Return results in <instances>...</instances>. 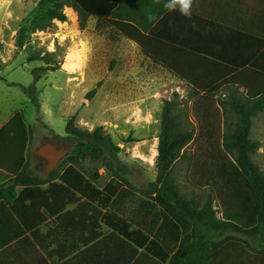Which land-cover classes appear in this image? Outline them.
<instances>
[{
  "label": "crops",
  "instance_id": "obj_1",
  "mask_svg": "<svg viewBox=\"0 0 264 264\" xmlns=\"http://www.w3.org/2000/svg\"><path fill=\"white\" fill-rule=\"evenodd\" d=\"M170 2L127 0L124 5L128 16L126 21L113 18L99 20L89 16L85 28L93 30L92 36L101 46L107 40L111 47L118 50L113 41L118 39L131 46L133 56L138 57L140 62L131 57V62L124 63L122 68L140 71L142 79L152 85L183 86L189 92L192 86H220L222 96H225V89L235 84L233 79L236 76L245 77L253 73L255 84L264 88V0H192L190 16L182 14L178 3L176 7L162 11V7ZM67 8L73 10L72 7ZM156 14L159 16L154 19ZM121 22H126L124 28L132 39L122 34ZM54 23L58 24L59 21ZM133 36L140 39L146 53L133 40ZM70 64H74L73 60ZM177 70L186 78L177 75L174 72ZM107 81L112 84L127 83L128 78L110 74L104 82L99 81L101 87H105ZM2 82L8 87L27 86L16 81ZM26 97V103H31ZM38 103L42 110L43 102L38 100ZM64 105L68 108L69 101ZM79 105L85 106L84 102ZM132 108V105L126 104L124 113ZM2 110L0 106V129L17 112L22 114L25 127L31 128L22 108L14 106L7 115ZM115 111H122V108L116 107ZM51 116L52 112L44 114L50 126ZM252 127L253 139L259 142L256 153L264 154V111L253 117ZM16 129L22 137V129ZM52 133L64 136L53 130ZM12 134L9 130L0 135V264H168V260L157 259L144 246L152 239L158 252L163 254L165 245H175V252L182 242L181 235L177 239L174 236L177 232L175 219L166 217L167 226L161 228L163 219L156 223L150 195L131 190L126 185L129 183L135 188L144 189L156 179V175L148 180L128 174L117 175L111 170L112 166L106 164L103 166L109 175L91 169L93 174H84L83 178L68 176L71 184L66 185L61 183L60 175L48 176L47 161L38 159L34 153L36 150L30 154L32 130L27 135L25 162L32 175L44 183L36 186L16 184V174L1 167V164L12 167L18 164L19 148L10 142ZM43 160L46 165L39 172V162ZM86 161H80L78 166L86 169ZM179 162L184 161L177 164ZM68 165L65 164L60 173ZM119 184L128 190L112 193L111 189ZM106 187L108 191L104 189ZM187 187L188 190H182L179 194L193 208V185ZM18 195L21 196L16 199ZM25 196L27 198H23ZM175 215L189 223L188 232L192 234L193 214L188 217L185 213L177 212ZM139 228L144 234L145 229L153 230L147 241H143L144 236L140 237L143 241L140 248L125 235ZM228 236L235 238L223 241L214 260L207 264H251L252 252L246 249L242 240L247 239L246 236L226 230L216 240ZM247 240L256 247L257 238L252 240L254 243L250 238ZM183 244L193 247V236L184 238Z\"/></svg>",
  "mask_w": 264,
  "mask_h": 264
},
{
  "label": "trees",
  "instance_id": "obj_2",
  "mask_svg": "<svg viewBox=\"0 0 264 264\" xmlns=\"http://www.w3.org/2000/svg\"><path fill=\"white\" fill-rule=\"evenodd\" d=\"M126 1L40 0L23 20V25L16 36V46L24 47L30 33L53 28L55 20L66 21L67 16L63 11L65 6L72 7L76 11L80 29L85 28L89 16L99 20L113 18L126 21L128 17L124 11ZM166 5L162 7V11L167 8ZM159 14H156L154 19ZM121 23H123L122 34L128 38L132 37L124 28L126 22ZM133 40L146 53L140 39L133 36ZM31 58V60L40 59V54L33 53ZM56 69L57 66L46 64L32 68L30 71L34 81H37L42 74ZM174 72L186 78L182 72L178 70ZM233 80L235 84L225 89V96H222L220 86H192L188 96L190 100L188 106H182L177 93L171 98L164 99L156 150V179L144 189L126 183L129 189L150 195L152 201L150 205L155 212L156 223L163 219L161 228L167 226L166 217L171 216L175 219L177 232L174 236L176 239L180 235L182 237V242L175 252V245H165L164 253L158 252L154 249L155 240L152 239L144 246L152 256L161 261L168 260V264H207L213 261L222 242L235 238L228 236L223 240H216V237L226 230L257 238L256 247H253L248 240H242L246 249L252 252L250 263L264 264V169L253 160L259 142L250 136L252 118L258 112L264 111V88H259L255 84L253 73L245 77L238 75ZM20 87L38 110L39 103L34 93V84ZM95 91L93 88L90 95ZM189 113L196 123V128ZM73 120L74 116L66 122V135L59 136L52 133L54 141H69L73 144L67 156L56 168L48 172V176L60 175L61 183L66 185L71 184L68 181L70 175L83 178L84 174H93L91 168L84 169L78 166L80 161L98 159L102 152H108L114 160H118L119 151V147L112 142L110 135L102 126H96L92 130L82 129L73 125ZM16 127L22 129V137L18 135ZM9 130L13 132L10 142L19 148V161L15 167L8 164H1V167L16 174V184L36 186L44 183L43 180L32 175L27 161L25 162L24 151L27 135L31 134V130L25 127L20 112L15 113L0 129V135ZM178 161L185 162L184 186L193 185V208L189 206V201L179 194L182 191L181 184L175 181ZM67 163L69 165L60 173L61 168ZM107 164L111 166V163ZM84 181L91 184L88 180L84 179ZM104 189L109 190L108 187ZM126 190L128 189L119 184L113 187L111 192ZM20 196L18 195L16 199ZM214 203L218 204L219 209L215 208ZM177 212L185 213L188 217L193 214L192 234L188 232L189 223L183 218L176 217ZM217 212L221 213L220 218ZM139 226L141 227L140 224ZM144 231L146 234L142 233L140 228L134 229L125 235L140 248L153 230L150 228ZM191 235L193 247H186L183 240ZM141 236H144L143 241L140 239Z\"/></svg>",
  "mask_w": 264,
  "mask_h": 264
},
{
  "label": "rangeland",
  "instance_id": "obj_3",
  "mask_svg": "<svg viewBox=\"0 0 264 264\" xmlns=\"http://www.w3.org/2000/svg\"><path fill=\"white\" fill-rule=\"evenodd\" d=\"M39 1L0 0V106L3 107V113L7 115L14 106L24 110L25 119L31 126V131L33 130L31 155L42 143L54 141L52 130L60 135L66 134L64 118L67 115L66 121L74 116L73 125L82 129L92 130L96 126H102L112 142L119 147L118 160H114L108 152H102L98 159H86L85 167L107 176L110 173L103 165L111 163V170L117 175L128 174L132 177H142L144 180L152 179L156 175V150L163 100L177 93L182 106H188L189 89L183 86L152 85L142 79L140 71L124 70V63L131 62V57H134L133 48L121 39L113 40L118 50L111 47L107 40L105 45L101 46L100 42L93 38V30L79 28L77 13L68 9L69 6L63 8L67 16L66 21L54 23L51 29L28 34L24 47L18 48L17 33L23 25V20ZM70 11L72 14L68 15ZM33 53L40 54V59L31 60ZM68 57H71L69 61ZM134 58L136 62H140L138 57ZM71 60L74 64H70L71 69H68L65 65ZM46 64L55 65L57 69L42 74L40 79L34 81L30 70ZM110 74L127 77L128 82L112 84L113 82L107 81L105 87L98 85L100 80L101 83L104 82ZM4 80L27 86L34 84L35 96L43 102V109L37 110L31 101L26 103L27 94L20 87L4 85ZM93 88L96 91L90 95ZM67 100L68 108L63 106ZM81 102H84L85 106H80ZM126 104L132 105L133 108L124 113ZM116 107L122 108V111H115ZM50 112L52 126L48 125V119L44 117V114ZM189 117L196 128L190 113ZM250 136L253 139V127ZM57 143L67 148L68 153L73 145L69 141ZM253 160L264 169L261 165L264 164L263 153H255ZM39 164V172H42L46 162L43 160ZM177 165L175 179L181 184L182 190H188L189 187L184 186L185 162H179ZM214 206L219 209L218 204L214 203ZM217 216L221 217V213L217 212ZM246 238H250L254 243V237Z\"/></svg>",
  "mask_w": 264,
  "mask_h": 264
},
{
  "label": "water",
  "instance_id": "obj_4",
  "mask_svg": "<svg viewBox=\"0 0 264 264\" xmlns=\"http://www.w3.org/2000/svg\"><path fill=\"white\" fill-rule=\"evenodd\" d=\"M34 153L37 157L47 161L46 172H48L67 156L68 149L58 146L56 142L47 141L39 145Z\"/></svg>",
  "mask_w": 264,
  "mask_h": 264
},
{
  "label": "clouds",
  "instance_id": "obj_5",
  "mask_svg": "<svg viewBox=\"0 0 264 264\" xmlns=\"http://www.w3.org/2000/svg\"><path fill=\"white\" fill-rule=\"evenodd\" d=\"M177 3L180 5V11L182 12V14H184L185 16L191 15L190 9L192 0H171V2L166 5V7L172 9L176 7Z\"/></svg>",
  "mask_w": 264,
  "mask_h": 264
},
{
  "label": "bare ground",
  "instance_id": "obj_6",
  "mask_svg": "<svg viewBox=\"0 0 264 264\" xmlns=\"http://www.w3.org/2000/svg\"><path fill=\"white\" fill-rule=\"evenodd\" d=\"M71 14H72V11H70V12L68 13V15H71ZM70 58H71V57H68V58H67V61H69ZM80 65H81V68H82V67H83V66H82V61H81ZM65 66H66V68L71 69V66H70V63H69V62H67V64H66Z\"/></svg>",
  "mask_w": 264,
  "mask_h": 264
},
{
  "label": "flooded vegetation",
  "instance_id": "obj_7",
  "mask_svg": "<svg viewBox=\"0 0 264 264\" xmlns=\"http://www.w3.org/2000/svg\"><path fill=\"white\" fill-rule=\"evenodd\" d=\"M58 146H59V144H58ZM61 147V146H60Z\"/></svg>",
  "mask_w": 264,
  "mask_h": 264
}]
</instances>
